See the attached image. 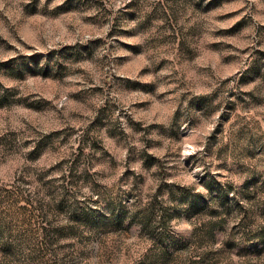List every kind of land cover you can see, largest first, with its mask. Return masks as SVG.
I'll return each mask as SVG.
<instances>
[{
	"label": "rangeland",
	"instance_id": "obj_1",
	"mask_svg": "<svg viewBox=\"0 0 264 264\" xmlns=\"http://www.w3.org/2000/svg\"><path fill=\"white\" fill-rule=\"evenodd\" d=\"M0 264H264V0H0Z\"/></svg>",
	"mask_w": 264,
	"mask_h": 264
},
{
	"label": "trees",
	"instance_id": "obj_2",
	"mask_svg": "<svg viewBox=\"0 0 264 264\" xmlns=\"http://www.w3.org/2000/svg\"><path fill=\"white\" fill-rule=\"evenodd\" d=\"M258 241H261V240H258Z\"/></svg>",
	"mask_w": 264,
	"mask_h": 264
}]
</instances>
